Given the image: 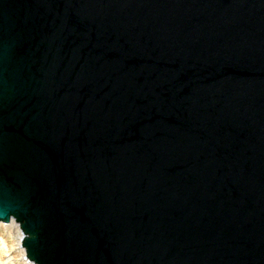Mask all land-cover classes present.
Listing matches in <instances>:
<instances>
[{
  "label": "water",
  "instance_id": "1",
  "mask_svg": "<svg viewBox=\"0 0 264 264\" xmlns=\"http://www.w3.org/2000/svg\"><path fill=\"white\" fill-rule=\"evenodd\" d=\"M34 264H264V0H0V221Z\"/></svg>",
  "mask_w": 264,
  "mask_h": 264
},
{
  "label": "rangeland",
  "instance_id": "2",
  "mask_svg": "<svg viewBox=\"0 0 264 264\" xmlns=\"http://www.w3.org/2000/svg\"><path fill=\"white\" fill-rule=\"evenodd\" d=\"M6 224L7 223L0 221V238L1 241L6 240L4 246L0 244V264H26L17 245L18 235L15 233L8 235L4 229ZM21 232L23 233L22 228Z\"/></svg>",
  "mask_w": 264,
  "mask_h": 264
},
{
  "label": "bare ground",
  "instance_id": "3",
  "mask_svg": "<svg viewBox=\"0 0 264 264\" xmlns=\"http://www.w3.org/2000/svg\"><path fill=\"white\" fill-rule=\"evenodd\" d=\"M5 231L7 232V234H12L15 233L18 235V239H17V245L19 247V250L23 256V260L26 262V264H34L33 261H31L26 254V249L25 247L22 245V237H23V233L21 232V228H20V224L13 219L10 223H7L6 226L4 227ZM1 241V238H0ZM2 246H4L6 244V240H2L0 243Z\"/></svg>",
  "mask_w": 264,
  "mask_h": 264
}]
</instances>
